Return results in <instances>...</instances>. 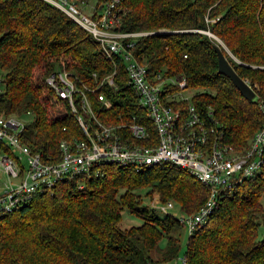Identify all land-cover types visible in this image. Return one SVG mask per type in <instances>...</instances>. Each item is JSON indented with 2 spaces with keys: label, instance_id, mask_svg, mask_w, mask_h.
<instances>
[{
  "label": "trees",
  "instance_id": "1",
  "mask_svg": "<svg viewBox=\"0 0 264 264\" xmlns=\"http://www.w3.org/2000/svg\"><path fill=\"white\" fill-rule=\"evenodd\" d=\"M70 1L81 9L88 0ZM104 1L95 0L89 9ZM118 6V31L148 33L130 47L146 77L181 75L185 90H193L189 102L195 110L201 115L210 110L221 141L243 151L263 120L257 104L264 106V0H120ZM214 45L253 92L250 100L216 73ZM112 70L113 87L100 85ZM57 71L94 89L86 94L99 122L115 125L133 116L153 141L151 124L137 107L119 59L105 58L85 30L42 0H0V114L23 121L19 141L43 162L58 159L59 139L80 136L66 101L43 81ZM96 93L106 97L108 108L94 101ZM0 152L9 153L1 141ZM98 170L89 179L60 180L50 191L35 193L23 206L0 215V264H154L176 259L179 243L172 232L181 225L139 203V192L147 198L155 193L160 202L171 200L189 214L203 202L204 186L169 163L141 171L103 164ZM261 199L264 166L222 195L206 222L187 235L184 263L264 264V234L258 237L264 221ZM123 213L139 224L122 228ZM161 238L164 247L152 259L148 252Z\"/></svg>",
  "mask_w": 264,
  "mask_h": 264
},
{
  "label": "built area",
  "instance_id": "2",
  "mask_svg": "<svg viewBox=\"0 0 264 264\" xmlns=\"http://www.w3.org/2000/svg\"><path fill=\"white\" fill-rule=\"evenodd\" d=\"M42 1L85 30L105 58H117L123 63L126 83L135 94L137 107L151 124L153 141L133 116L129 122L115 125L99 122L90 109L86 94L93 93L94 89L78 85V81L64 71L50 73L43 81L57 97L66 101L80 136L59 139L56 143L58 159L43 162L37 152H30L19 141L23 121L0 114V141L9 152H0V215L23 206L35 193L50 191L60 180L98 176V167L103 164L141 171L169 163L185 169L206 190L205 198L195 212L181 213V217L176 218L188 235L206 222L222 195L231 192L264 166V106L261 101L257 104L263 118L260 126L246 148L235 152L221 141V132L212 120L210 110L201 115L185 98V80L181 75L146 77L144 66L134 60L130 47L136 37L148 33L117 30L118 13L122 12L118 6L120 0L97 3V7H91L87 14L70 0ZM113 73L114 70L100 85L105 83L113 87ZM168 87L174 88L175 92L165 90ZM93 99L105 108L110 106L101 93L94 94ZM179 102L182 106L177 105ZM170 202L158 206L157 212L167 214L166 210L172 207ZM180 264H185L183 258Z\"/></svg>",
  "mask_w": 264,
  "mask_h": 264
},
{
  "label": "rangeland",
  "instance_id": "3",
  "mask_svg": "<svg viewBox=\"0 0 264 264\" xmlns=\"http://www.w3.org/2000/svg\"><path fill=\"white\" fill-rule=\"evenodd\" d=\"M86 3H87V6L85 5L81 9H82V11L84 13L87 14L90 11L89 7L93 6L95 4V0H88ZM192 93H193V90L188 89V90L184 91L183 95L189 101V97L192 95ZM20 163H21V166L24 168L25 167V163H24L23 159L20 160ZM139 193H140V196H141L139 198V203H142V204H144L145 206H148V207H153L155 211H157L158 206H160L161 204L164 203V202H160L159 201V198H158L157 194H155V193H151L148 198L142 196L143 192H139ZM166 201H171V200H166ZM260 202H261V205H262V207L264 209V201L261 199ZM170 203L172 204V207L167 209L166 213L171 215L172 217H175V218L181 217L182 214L179 211L178 207L172 201ZM157 213L161 214L160 212H157ZM189 214H191V213H189ZM186 215H188V214H186ZM138 224H139V220L137 218L129 216V215L125 214V213L122 214L121 220H120V226H122V228H126V227H129V226H136ZM262 234H264V221L259 226L258 237H260ZM172 235L177 237L178 243H179V252L177 254L176 259H174V260H172L170 262L154 263V264H180V259L182 258L181 257V252L184 249V244H185V240H186L187 234H186L184 228L182 226H179L178 228H176L172 232ZM163 247H164V238H161L156 243L155 247L148 252V255L152 259L156 258L158 253L162 251Z\"/></svg>",
  "mask_w": 264,
  "mask_h": 264
},
{
  "label": "water",
  "instance_id": "4",
  "mask_svg": "<svg viewBox=\"0 0 264 264\" xmlns=\"http://www.w3.org/2000/svg\"><path fill=\"white\" fill-rule=\"evenodd\" d=\"M213 51L216 59V73L226 77L244 99L250 100L253 92L249 86L234 73L217 46H213Z\"/></svg>",
  "mask_w": 264,
  "mask_h": 264
}]
</instances>
